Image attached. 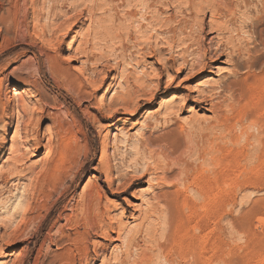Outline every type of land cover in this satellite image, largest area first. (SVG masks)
<instances>
[{"label": "rangeland", "instance_id": "obj_1", "mask_svg": "<svg viewBox=\"0 0 264 264\" xmlns=\"http://www.w3.org/2000/svg\"><path fill=\"white\" fill-rule=\"evenodd\" d=\"M201 1L13 0L0 7V173L15 127L21 137L25 129L52 142L48 160L45 149L32 156L28 147L23 177L0 182V264H68L67 250L76 254L68 238L86 233L80 212L89 195L122 238L144 223L151 204L162 211L152 218L156 226L168 208L174 214L170 243L162 234L151 243L140 238L130 260L162 241L174 264H264V0ZM76 50L96 58H74ZM202 57L211 67L205 73L195 63ZM181 58L196 64L191 79L188 68L178 72ZM233 62L245 90L230 100L218 86L234 80ZM127 79L131 98L109 107L128 90ZM19 101L25 112L17 119ZM104 140L111 186L100 165ZM166 144L177 151L170 156ZM18 194L28 211L13 209ZM103 221L88 234V262L76 256L72 264H119L113 258L124 252L122 239L102 236ZM101 247L106 253L97 259ZM149 264L167 263L155 256Z\"/></svg>", "mask_w": 264, "mask_h": 264}, {"label": "bare ground", "instance_id": "obj_2", "mask_svg": "<svg viewBox=\"0 0 264 264\" xmlns=\"http://www.w3.org/2000/svg\"><path fill=\"white\" fill-rule=\"evenodd\" d=\"M208 1H210V0H202L201 1V3H203V2H208ZM4 3H6L10 8L11 7H13L12 5H14V3H13V0H0V7H2L3 5H4ZM7 14L8 15H10L11 14V12L10 11H8L7 12ZM13 14V16H14V13H12ZM0 18H2V15H0ZM71 43H74L73 42V39L71 40ZM167 46L169 47V49H170V46H169V44L167 43ZM69 49V48H68ZM171 50V49H170ZM158 51H159V49H158ZM162 51L160 50L159 51V54L161 53ZM77 54V55H76ZM183 53H181V55H182ZM79 55H81V56H84L85 58H86V60H87V62L88 61H90V60H93L94 58H96L94 55H88L87 54V51L86 50H81V51H79V50H76L75 51V54L72 56V57H74V58H78V56ZM104 55H100V57H103ZM205 56V55H204ZM203 56V57H204ZM183 57H184V55H183ZM203 57L201 58V59H203ZM69 59V58H68ZM170 59V58H169ZM182 59H184V58H181V64L179 65V68H178V72H182V71H184L185 69H187L188 70V73H187V79L189 78V79H191L190 77H192L193 76V73H194V71H195V65L198 63V62H201V63H199V64H201V65H199V66H202V71H201V73H205V71H206V69H208V68H210L211 69V67H209L208 66V63H205L204 62V59L203 60H199V59H197L198 61L197 62H195L196 64H192V63H189V65H188V63L185 61V60H182ZM206 59V58H205ZM216 59H218L217 57H216ZM232 60V59H231ZM203 61V62H202ZM216 61V60H215ZM214 61V62H215ZM163 62H164V67L165 68H167V69H170V64H169V60L167 59V60H163ZM238 62V61H237ZM231 63H232V61H231ZM191 64V65H190ZM238 64H240V63H234L233 62V66H234V70H230V71H233V72H231V74H230V76L231 77H234V80H232V81H229V82H224V83H220L221 85H219L218 86V88H220V86H221V90L220 91H222V94L223 93H227V94H229L230 95V97H229V95H228V97L230 98V100H234V99H236V97L235 96H238V92H240L241 90H242V88L245 90V88L244 87H242L241 88V86H243L244 85V83L243 84H241L242 82H240V84H241V86H240V88L238 89V85H239V81L237 80V70H238ZM255 64V63H254ZM241 65V64H240ZM83 66V65H82ZM254 66V65H253ZM252 66V67H253ZM208 73V72H207ZM230 73V72H229ZM196 75V74H195ZM229 75V74H228ZM237 77V78H236ZM227 78H229L228 76H226V78H225V81H226V79ZM87 79V81H88V83L89 84H92L93 83V80L91 79V76H89V77H87L86 78ZM186 79V78H185ZM230 79V78H229ZM140 81L141 80H143V79H139ZM239 80H241V79H239ZM139 81V82H140ZM222 81H224V78H223V80ZM221 81V82H222ZM243 81H245V80H243ZM246 84H249V83H247V81H246ZM0 85H1V80H0ZM124 85L127 87V89L128 90H126L125 91V93H122V94H120L119 96L118 95H116L117 96V98H112V99H110L109 100V102H108V106L109 107H111L112 105H115L117 102H121L123 105H126V103H127V101L131 98V94H132V90L131 89H129L130 88V86H129V81H128V79L125 81V83H124ZM140 85H141V87H144L145 86V83L144 82H142L141 81V83H140ZM245 87H247V86H245ZM217 87H216V89H218ZM219 90V89H218ZM13 91H15L14 90V88H12V92ZM197 92H198V94H199V92H200V94L198 95V96H201L200 98H202V92H204L203 90H200L199 88H197V90H196ZM207 92H210V91H207ZM245 92V91H244ZM210 93H212V92H210ZM236 93H238L237 95H235ZM241 93V92H240ZM207 94H209V93H207ZM203 95H205V93L203 94ZM210 95V94H209ZM240 95H243V93L242 94H240ZM115 96V97H116ZM198 96H196V98L198 97ZM206 96V95H205ZM211 97V96H210ZM243 97V96H242ZM205 98V97H204ZM197 99H199V97L197 98ZM238 99V98H237ZM19 105L18 104H16V106L14 105L13 107H15V117L18 119L19 117H20V114H22V113H24L25 111V104L23 103V102H21V101H19ZM115 103V104H114ZM124 107V106H123ZM124 109H126L125 107H124ZM12 111H14V108H12ZM124 113H125V111H124ZM150 113V112H149ZM3 113H1V117H0V120L3 122ZM127 118V117H126ZM254 120V119H253ZM255 121V120H254ZM258 121V120H257ZM2 127V126H1ZM264 127L261 125L260 126V129H259V131H260V133L262 134V132L264 131V129H263ZM258 129V128H257ZM11 131H12V129H11ZM24 136L23 137H21V136H19V133H18V128L17 127H15V129H14V134H13V136H9V138H8V140H10V146H9V148H7V150H9L10 151V156L6 159V161L8 162V164H7V169H6V171L5 172H1L0 173V182L1 183H6L7 181H8V179H10L11 177H18V178H21V177H23L22 176V169H21V165H22V163L24 162V160H26L27 158H28V155H29V151H28V147H31V146H34V148H33V153L31 154L32 156L34 155V153H37V152H39L41 149H45L47 152H46V158H47V160H48V157L52 154V142H51V139L50 138H45V143H42V142H40V140H38V135L37 134H34V135H30V133H28V132H26V130L24 129ZM36 133V132H35ZM14 136H16V138H19V139H15V137ZM148 141V140H147ZM146 141V142H147ZM152 141V140H151ZM175 141V140H174ZM149 143V142H148ZM139 145H140V147H142V148H145L146 147V143H144L143 141H141V142H139L138 143ZM162 146V145H161ZM162 148V147H161ZM168 149V154L170 155L171 153H174V152H176L177 151V149H178V147H175V146H173L172 144H171V146H169V144H166L165 145V149ZM102 152H101V158H100V165H101V168L102 169H104L105 170V172H106V180H107V182H108V185L109 186H111V184H112V180L110 179V175H111V167H110V165H109V161H108V150H107V143H106V141L104 140L103 141V144H102V150H101ZM165 152L166 151H162L160 154H159V156H163V157H166L167 156V154H165ZM171 156V155H170ZM172 156H173V154H172ZM168 159H169V157H167ZM202 170V169H201ZM104 187V186H103ZM18 188V189H17ZM16 188V190H19V186ZM24 189V188H23ZM2 190V189H1ZM3 191V190H2ZM1 191V192H2ZM129 191V190H128ZM125 194H127V191H126V193H124V195ZM198 194V193H197ZM18 198H17V201L15 202V205L13 206V209H20L22 206H24V205H27V208L25 209V211H28V208H29V204H30V202H29V200L27 199V200H24L23 202H21V194L19 195L18 194ZM112 196V198H115V199H120L119 197H120V195H117V194H112L111 195ZM92 196L91 195H89L88 196V198H86V204H82L83 206H82V212H80L81 213V216H82V222H83V225H84V227L86 228V233L84 234H80V233H75V235H74V238H72V239H70V238H68V240L71 242V245L70 246H73L75 249L74 250H76V254H74L73 253V251H72V249L70 250V249H68L67 251H68V254H67V257H68V259H67V262H68V264H72V262L74 261V259H75V257L76 256H78L79 258H83L84 260H85V262L87 263L88 262V257L90 256L89 255V250H88V246L86 245V243H87V237H88V234H89V232L90 231H92L94 228H96V226H97V222H102L103 220H104V217H103V215H101V213H100V211H99V207H96V206H93V204L92 203H94V202H92L93 200V197L91 198ZM31 198H33V197H31ZM97 201V200H96ZM85 202V201H84ZM154 202V201H153ZM167 202V201H166ZM155 203V202H154ZM150 204H151V202H150ZM95 205V204H94ZM166 205V206H165ZM164 206L165 207H167V205H169V204H165ZM170 205H172V204H170ZM169 205V206H170ZM157 206V205H156ZM155 206V204H151L150 206H149V209L151 210L150 212L151 213H148V214H150V215H148L147 214V212H146V215H145V213H144V216H143V218L145 219V221H144V223H142V221H141V223H142V225H139V226H137L136 228H134V230L132 229L131 231H129V232H127V234H126V236H124L123 238H122V235H123V233L121 232V230L119 229V224H116V226H114V224H112L113 222H111V219L109 218V217H107L106 218V222L107 221H109V222H107V223H105L104 221V226L103 227H99V232H100V234L102 235V236H104V237H107L108 239H109V241H111V242H115V241H119L120 239H122V242H123V245H124V252H123V254L121 253V255H120V258L117 256H114L115 258H113L114 260H117V262L119 261V264H149L152 260H153V257H161V258H163V260L167 263V264H174L173 263V259L171 258L170 259V256L167 254V250H168V248L169 247H166L167 245L165 244V243H167L169 240H171L170 239V234L172 235L173 233H170V232H172L171 230H172V228H173V219L174 218H172V216H174V214L173 215H171L170 214V209L168 208V212H167V216L166 217H164V213H163V217L162 218H164V221L165 222H163L162 224H164V225H162L161 223V226H159V225H154L153 224V220H152V218H154L155 216V218H157V220H159L158 219V215L156 214V212L159 210L158 208H159V206H157L156 207ZM172 207V206H171ZM156 209H158L157 211H156ZM146 211H148L149 212V210H146ZM161 210H159V212H160ZM9 212H10V210H9ZM151 214H152V216H151ZM159 214V213H158ZM148 215V216H147ZM155 215V216H154ZM160 215V214H159ZM161 215H162V211H161ZM160 215V216H161ZM26 216H27V213L25 212V213H23L22 215H21V219H22V221L23 220H25V218H26ZM162 218H160V220L162 219ZM66 219H69V218H66ZM70 220H71V218H70ZM69 220V221H70ZM156 221V220H155ZM162 221H163V219H162ZM175 222V221H174ZM101 224H99V226H100ZM102 225H103V223H102ZM98 228V227H97ZM93 231H95V230H93ZM98 231V230H97ZM113 231H115L116 232V238H111V236H110V234L111 233H113ZM96 233V232H95ZM125 234V233H124ZM160 234H162V236H163V239L164 240H166L167 242H163L162 243V241H161V243H159V242H152V243H154V248H149L148 247V251L145 249V248H143V250H144V252H143V250L142 251H140V253L138 254H136L134 257V259H132V260H130V257H131V250L133 249V250H135L137 247H138V242H139V239L141 238H144L145 240H147L148 242H150L151 243V241H154L155 239H156V237L159 235V236H161ZM175 235V234H174ZM158 236V237H159ZM161 236V237H162ZM173 236V235H172ZM176 236H174V238H175ZM173 238V237H172ZM176 239L177 238H175L174 239V242L176 241ZM161 240V239H160ZM177 242V241H176ZM175 242V243H176ZM69 243V242H68ZM168 243H170V241L168 242ZM167 243V244H168ZM171 244H173V243H171ZM171 244H169V245H171ZM179 245V244H178ZM171 246H173V245H171ZM151 247H153V246H151ZM147 248V247H146ZM172 248V247H171ZM95 252V256H96V258L98 259V258H103L104 257V254L106 253V248H103V247H101V248H99V249H95L94 250ZM147 251V252H146ZM155 252H156V254H155ZM168 252H169V250H168ZM133 255V254H132ZM61 257V256H60ZM70 258H71V260H70ZM58 262V261H57ZM59 264H62L60 261L58 262ZM64 263V262H63ZM102 264H105V262H103Z\"/></svg>", "mask_w": 264, "mask_h": 264}]
</instances>
